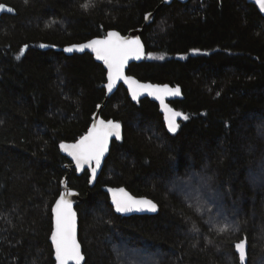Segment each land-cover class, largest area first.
<instances>
[{
    "label": "trees",
    "instance_id": "1",
    "mask_svg": "<svg viewBox=\"0 0 264 264\" xmlns=\"http://www.w3.org/2000/svg\"><path fill=\"white\" fill-rule=\"evenodd\" d=\"M160 1L0 0L17 12L0 15V264H54L63 177L87 193L89 171L77 175L59 146L87 131L106 70L90 53L58 48L126 34ZM142 38L147 56L128 72L180 85L184 98L170 105L189 118L170 133L152 100L133 101L123 86L108 99L102 116L120 121L123 136L77 206L84 264H240L234 244L245 237L248 264H264V16L246 0L174 1ZM193 177L215 196L208 213L173 187ZM103 186L150 198L156 211L118 213ZM215 204L228 231L213 224Z\"/></svg>",
    "mask_w": 264,
    "mask_h": 264
},
{
    "label": "snow or ice",
    "instance_id": "2",
    "mask_svg": "<svg viewBox=\"0 0 264 264\" xmlns=\"http://www.w3.org/2000/svg\"><path fill=\"white\" fill-rule=\"evenodd\" d=\"M28 0H25L27 3ZM260 12H264V0H255ZM87 8L88 5H82ZM14 11L10 7L0 4V11ZM151 14H148L150 16ZM148 16L145 19H148ZM45 47V45H41ZM20 50L23 55L24 49ZM85 48L91 49L97 60L103 61L107 69V89L111 91L116 87L117 82L123 81L128 85L133 100H138L141 95L147 93L160 102L165 113L168 131L175 133L179 128L177 118L182 117L187 120L189 117L181 112L174 111L165 103V98L169 96H179L180 88H171L168 85L141 83L131 76L125 75V68L129 60H140L144 56V47L139 37H123L119 32L110 31L103 39H94L86 44L79 45L76 50L83 51ZM73 47L66 48L65 51H73ZM193 51H199L194 49ZM20 55L16 58L20 59ZM148 58L163 59V56ZM99 107V106H98ZM121 139V124L112 120H97L88 129L87 133L79 138L74 144L61 143L60 148L68 153L75 162L76 170L82 171L87 166L91 169V176L94 180L97 169L101 166V161L105 153L109 151V142L112 138ZM91 182V181H90ZM112 193V203L118 213H127L148 209L156 211V204L149 199H137L129 195L123 188L109 189ZM74 195L70 191L61 193L52 208L54 214V228L51 232V242L55 250V264H82L84 256L81 245L77 240L76 212L73 210V202L68 198ZM196 230V229H194ZM219 232L229 230L225 225L217 229ZM235 230V229H233ZM238 252L240 264H245L247 257V238H243L234 244Z\"/></svg>",
    "mask_w": 264,
    "mask_h": 264
},
{
    "label": "water",
    "instance_id": "3",
    "mask_svg": "<svg viewBox=\"0 0 264 264\" xmlns=\"http://www.w3.org/2000/svg\"><path fill=\"white\" fill-rule=\"evenodd\" d=\"M174 1H179V2H181V3H186V2H188L189 0H161L160 3H158V4L154 7L153 10L149 11L148 13H146V15L144 16V21H143L142 25H141L139 28L131 29V30L128 31L126 34H123V33H121L120 31H118V30H116V29L108 30L107 33L110 32V31H115V32H119L120 35L123 36V37H131V38L139 37V39L141 40V43H142V45H143V47H144V56H143L140 60H135V59L129 60V62H128L126 68H125V75L131 76L132 78H134L135 80L140 81L141 83H152V84H160V85H165V84H166V85H168V86L171 87V88L179 87V88H180V93H181V94H180L179 96H169V97H166V98H165V103L169 106V108L173 109L174 111L180 112V111H178L177 109L171 107V105H170V101H172V100H176V99H183V98H184L183 91H182V87H181L180 85H171V84H169V83H157V82H151V81H144V80H141V79L137 78L135 75H132V74H130V73L128 72L129 67L131 66V64H133V63H141V62L146 58V56H147V55H146V46H145V43H144L143 38H142V35H143V34L145 33V31H146V27H147L148 25H150V24L153 22L156 13H157V12H158V11L164 6V5H170V4L173 3ZM246 1L249 2V3L254 4V5L257 7L258 11L260 12L258 5L255 4V0H246ZM0 4H3V5H5L6 7H10V8H12V9L14 10V11H12V12H8V11H6V10H5V11H0V15H2V14H13V15H14V14L17 13V12H16V9H15L13 6H11V5L7 4V3H4V2H0ZM260 13L264 16V12H260ZM148 14H151V15L148 16ZM146 16H148V19H145ZM107 33H106L104 36H102V37H93V38H90V39L85 40V41H82V42H74V43L66 44V45H64V46H62V47H59L58 50L62 51V52H63L65 55H67V56H72V55H74V54H84V53H86V52H87V53H90V54L94 57V59H95L97 62L101 63V64L104 66V68H105V70H106V83H105V90H106V93H105V97H104L102 103H100V104L98 105L99 107L97 106V110L93 113V115H92V121H91V123H90L88 129H89V128L92 126V124H93L94 122H96L97 120H100V119H103V120H106V121H107V120H112V121H115V122H119V123L121 124V138H122V136H123V125H122V123H121L120 121L114 119V118H108V119H107V118H104V117L102 116L101 111H102V108H103V107L105 106V104L107 103L108 99H109V98H110V97H111V96H112V95H113V94L119 89L120 86H123V87L127 90L129 97L132 99L131 93H130V91L128 90V85L125 84L123 81H119V82H117L116 87L113 88L111 91H109V90L107 89V87H106V85H107V69H106V66L104 65L103 61L97 60V59H96V56H95V53H94L91 49H89V48H85L83 51H78V50H76V48H77L79 45L86 44V43H88V42L91 41V40H94V39H103V38L107 35ZM69 47H73L74 50L71 51V52L65 51V49H66V48H69ZM144 98H148V99H150V100H152L153 102H155V103L158 104L159 109H160V112L162 113V116H163V122H164L165 127H166V129H167V131H168V128H167V122H166V120H165V113H164L163 108H162V106L160 105V102H159L158 100H156V99H155L154 97H152V96H148L147 93H144L143 95H141V96L139 97L138 100H133V99H132V100L138 102V101H140L141 99H144ZM180 119H181V117H178V118H177V123H178V124H179ZM88 129H87V131H88ZM87 131H86L83 135H85V134L87 133ZM168 132H169V131H168ZM170 133H171V132H170ZM83 135H82V136H83ZM78 140H79V138H78L77 140H75V141H64V142H62V143H65V144H74V143H76ZM115 140H116V139H115L114 137L110 140V142H109V151H108L107 153H105V156H104V158H103L102 161H101V166H100L99 169H97V174H96V177H95L94 180L92 179V176H91V169H89L87 166H85V169L82 170V171H78V170H76L75 162H74V160L72 159V157H71L70 155H68V153H66V152H64L63 150H61V148H60L61 153H62L63 155H65L66 157H68V158L70 159V161L72 162V166H73L74 169L76 170V174H77V175H81V174L84 173L86 170L89 171L88 189H87V193H86L85 197L82 196L78 190L69 187V185H68V175H65V176L63 177V179H62V189H61V191H60L58 197L56 198V200H57V199L59 198L60 194L66 192V191H70V192L74 193V195H71V196H69L68 198L73 202V210L76 212V217H77V220H76V226H77V240H78V242H79L80 245H81V251H82V254H83V256H84V260L82 261V264H84V262H85V260H86V255H85V253H84L83 245H82V243H81V241H80V238H79V214H78L77 206L80 205V204H82V202H83L84 200L89 201V200L92 198V195H93V194H92L91 188H93V187L95 186V184H96V182H97V179H98L99 175L101 174V172H102V170H103V167H104V165H105L106 159H107V157H108V155H109V153H110V150H111V147H112V143H113V141H115ZM68 167H69V166L66 165V168H68ZM90 181H91V182H90ZM120 188H123V189H124L129 195H131V196H133V197H135V198H137V199H141V198L149 199V200H151V201L154 203V201H153L152 199H150V198L134 196V195H133L128 189H126V188H124V187H112V186H103V187H102V189H103L104 191H106V192L109 194L111 200H112V193L109 191V189H120ZM56 200L54 201V203H53V205H52V208L55 206V202H56ZM148 212H151V210H148V209H143V210H140V211H135V210H134V211H132V212H127V214H129V213L145 214V213H148ZM53 228H54V214H53V212H52V229H51V232H52ZM50 237H51V233H50ZM50 237H49V240H50V242H51ZM51 244H52V242H51ZM52 248H53V258H54V260H55V250H54L53 245H52ZM248 249H249V244H248V241H247V257H246V262H245V264H248V262H249ZM236 252H237V251H236ZM237 254H238V252H237ZM238 257H239V256H238ZM54 264H55V263H54Z\"/></svg>",
    "mask_w": 264,
    "mask_h": 264
},
{
    "label": "rangeland",
    "instance_id": "4",
    "mask_svg": "<svg viewBox=\"0 0 264 264\" xmlns=\"http://www.w3.org/2000/svg\"><path fill=\"white\" fill-rule=\"evenodd\" d=\"M264 181V179H263ZM176 191L182 194V196L188 200V202L195 205L199 211L204 213H208L209 207L211 206L213 199H215V196H211L208 191V187L206 184L203 183L202 180H200L198 177H193L191 181H187L186 183L181 184L180 186H173ZM215 207L217 208V204H215ZM214 216V217H213ZM213 220H215L213 223L216 228L228 225L229 228H231L232 224L229 222L223 211L221 210V207L217 208L216 211H214ZM136 258H138V255H135ZM122 257L129 260V262L132 260V253L126 251ZM142 260L145 261L144 264H157L156 261L149 260L147 261L141 256ZM135 262V261H133ZM134 264V263H130ZM142 264V263H140Z\"/></svg>",
    "mask_w": 264,
    "mask_h": 264
}]
</instances>
